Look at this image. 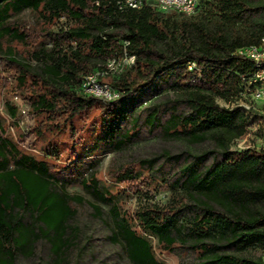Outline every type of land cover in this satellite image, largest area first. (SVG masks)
<instances>
[{
  "label": "trees",
  "instance_id": "obj_1",
  "mask_svg": "<svg viewBox=\"0 0 264 264\" xmlns=\"http://www.w3.org/2000/svg\"><path fill=\"white\" fill-rule=\"evenodd\" d=\"M118 1L0 0V69L13 76L31 113L48 121V126L45 121L34 127L43 154L36 157L4 134L0 117V264L33 256L40 241L50 244L47 264H64L73 243L76 205L84 202L68 191L75 184L110 205L104 220L111 223L109 240L132 264H163L142 236L144 230L157 235L168 253H194L197 264H264L245 255L250 249L264 251V149L231 148L249 126L264 121V115L233 105L255 69L252 60L235 52L264 35V0H201L197 12L202 15L218 8L220 23L213 29L201 20H172L193 15L121 9ZM24 10L36 15L32 29L15 18ZM62 18L66 29L54 30ZM30 32L37 35L33 42ZM19 45L30 47L26 55ZM125 51L135 56L134 64L109 75L117 98L81 91L85 75ZM160 82L176 94L167 103L151 101ZM138 102H149L144 124L151 131L159 129L168 139L213 143V149L199 154L163 152L139 161L150 170L161 169L162 158L180 163L172 186L185 196L182 205L123 212L117 203L122 190L103 184L95 163L87 160L89 154L134 141L140 114L129 128L122 127V120ZM92 111L86 130H79L77 122L87 121ZM210 156L215 163L207 165ZM111 175L119 184H132V191L143 180L130 166ZM94 208L103 219L102 208Z\"/></svg>",
  "mask_w": 264,
  "mask_h": 264
},
{
  "label": "rangeland",
  "instance_id": "obj_2",
  "mask_svg": "<svg viewBox=\"0 0 264 264\" xmlns=\"http://www.w3.org/2000/svg\"><path fill=\"white\" fill-rule=\"evenodd\" d=\"M212 9L213 11L206 15L200 14L199 11L191 17L176 15L173 16L172 20L177 23L182 20L191 22L201 20L208 29H213L220 23V18L218 8L213 7ZM15 18L30 26L29 29L35 27L37 23L36 15L29 10H24ZM66 21L65 18H62L52 28L56 31L61 27L66 29ZM30 34L32 42L37 39L36 34H33V32H30ZM18 48L26 55L30 47L19 45ZM102 79L105 82H111L113 76H106ZM20 92L23 93L18 90V85L13 76L0 69V117L3 121L5 135L14 140L23 151L36 157H42L43 154L40 148L42 142L39 140L34 127L42 122L44 123L46 117L33 115L28 103L19 94ZM175 96L176 94L170 90L166 83L160 82L159 90L151 97V101L167 103L168 99ZM219 101L227 106L230 105V103H225L222 100ZM148 103L138 102L135 107H129L127 116L122 120V127L129 128L131 119L136 114H140L138 123L140 132L131 144L122 149L103 150L96 154L87 155V160L95 163L97 176L101 182L106 186H111L114 190L117 188L122 190L117 203L123 212L135 213L145 208L161 209L167 206H179L185 201L183 193L172 186L178 176L179 162L162 158L158 162L161 169H158L156 165L154 170H150L144 168L139 162L140 160L157 156L163 152L188 155L199 154L214 148L211 141L194 144L186 140L168 139L161 134L159 129L151 131L144 124L147 115L144 107L149 105ZM233 105L243 106V103L240 100H235ZM9 106H12V108H9ZM255 107L254 112L259 114V109L263 107L262 103L255 104ZM162 108H164V105ZM13 109L16 110V115L12 113ZM93 115L94 111L89 113L87 121L80 120L77 122L79 130H86V125ZM47 122L46 125L48 126ZM261 131H258L256 137H254L255 133H252L246 140L239 138L234 140L231 148L233 150H242L248 147L263 148L264 134ZM90 137L92 136L90 135ZM62 140L66 143L65 139ZM213 163H215V159L210 156L206 164ZM121 166H130L135 171H140L143 180H139L137 184L138 191L131 190L132 184L128 186L119 184L112 178V172H115ZM68 191L73 195L81 196L84 202L76 205L78 213L71 221V224L75 227V232L72 234L73 243L66 253L64 264H132L122 247L109 240L111 223H106L104 220L108 219L107 214L110 205L96 201L80 184L70 186ZM94 205L100 206L104 211L103 219L97 216ZM142 236L149 241L155 256L163 264H197L198 260L194 253L183 252L182 249H177L174 253H168L160 248L158 237L154 233L144 230ZM245 255L260 258L264 261V251L261 250L250 249ZM50 260V244L46 241H40L37 244L35 254L31 257H20L18 264H47Z\"/></svg>",
  "mask_w": 264,
  "mask_h": 264
},
{
  "label": "built area",
  "instance_id": "obj_3",
  "mask_svg": "<svg viewBox=\"0 0 264 264\" xmlns=\"http://www.w3.org/2000/svg\"><path fill=\"white\" fill-rule=\"evenodd\" d=\"M200 2L201 0H119L118 4L121 9L152 7L155 11L162 13L173 11L190 16L197 12ZM125 43L128 44V41ZM235 53L252 60L255 65V69L245 78V89L238 100L242 101V107L247 111H254L256 109L255 104L262 103L263 107L259 109V114L264 115V35L259 43L240 47ZM134 61L135 56L129 55L126 51L121 56L108 58L101 68L82 78L80 82L81 91L86 95L105 100L117 98L119 92L108 82L103 81L102 78L109 75H120L127 66L134 64ZM194 65L192 63L190 68ZM258 131L264 134L263 120L249 126L245 135L239 139L246 140L252 133H255L254 137H256ZM0 133L3 134V131L0 130Z\"/></svg>",
  "mask_w": 264,
  "mask_h": 264
}]
</instances>
